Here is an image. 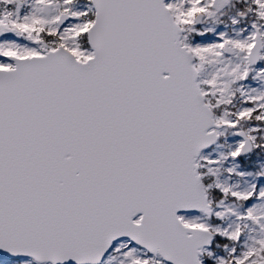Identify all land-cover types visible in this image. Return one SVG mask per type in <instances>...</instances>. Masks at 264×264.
Returning a JSON list of instances; mask_svg holds the SVG:
<instances>
[{"label":"snow or ice","instance_id":"1","mask_svg":"<svg viewBox=\"0 0 264 264\" xmlns=\"http://www.w3.org/2000/svg\"><path fill=\"white\" fill-rule=\"evenodd\" d=\"M0 264H264V0H0Z\"/></svg>","mask_w":264,"mask_h":264}]
</instances>
